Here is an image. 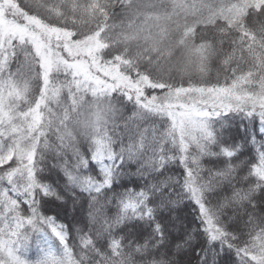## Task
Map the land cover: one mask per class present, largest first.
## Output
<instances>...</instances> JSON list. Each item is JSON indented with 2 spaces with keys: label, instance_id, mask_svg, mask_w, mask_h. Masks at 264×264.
<instances>
[{
  "label": "snow or ice",
  "instance_id": "obj_1",
  "mask_svg": "<svg viewBox=\"0 0 264 264\" xmlns=\"http://www.w3.org/2000/svg\"><path fill=\"white\" fill-rule=\"evenodd\" d=\"M0 264H264V0H0Z\"/></svg>",
  "mask_w": 264,
  "mask_h": 264
}]
</instances>
